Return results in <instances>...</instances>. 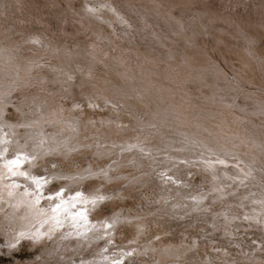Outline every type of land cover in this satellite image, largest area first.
Segmentation results:
<instances>
[{
	"label": "rangeland",
	"instance_id": "obj_1",
	"mask_svg": "<svg viewBox=\"0 0 264 264\" xmlns=\"http://www.w3.org/2000/svg\"><path fill=\"white\" fill-rule=\"evenodd\" d=\"M0 63L11 153L51 144L35 212L67 181L117 220L82 250L19 240L11 173L0 264H264V0H0Z\"/></svg>",
	"mask_w": 264,
	"mask_h": 264
},
{
	"label": "bare ground",
	"instance_id": "obj_2",
	"mask_svg": "<svg viewBox=\"0 0 264 264\" xmlns=\"http://www.w3.org/2000/svg\"><path fill=\"white\" fill-rule=\"evenodd\" d=\"M0 65H1V63H0ZM2 102H5V101L2 100ZM3 117H4V115H3ZM4 120H0V140H3L2 141V144H0V149L1 148L2 149L4 148L3 150H0V152H1L0 155H2V156H0V162L3 163V165H4L3 171L0 170V175H1L0 176V181L1 182H6V183L11 182V181H9V179H6V178H10V174L12 173L11 179L13 178L12 179L13 181L9 185L7 184L9 187H11L12 185L14 186V187L12 186L11 189L9 190V195L12 196V197L9 196L10 197L9 200L11 199V200H14L15 201L17 199H20V200L24 201L25 204H24V202H22L23 205H24V208L22 207L23 205L20 208L18 206V204H16L17 206H14L15 204H11V206H10L9 205L10 203H7L9 200H7V202H5L6 205H5L4 202H2V203H4V205H2L1 208L3 206H4L3 208H5L6 206H10L11 209L12 208H15V207L16 208L18 207L17 210L20 209V211H22V214L21 215L28 213L25 216H20V218H23V225L20 222L21 223V226H19L18 228H16L17 223H19V221H20V218L17 217L18 218V221H15L16 223L14 222V220H17L16 219V215L17 214L16 215L11 214V213H13V210L14 209L11 211L10 209H7L8 207L5 208L8 211L10 210L11 211V212L9 211L10 213L7 210H5L4 212L2 211L4 209L1 210L3 215L7 211L6 214L8 213V215L11 214L12 216L15 217L14 220L13 219H10L12 217L11 216L9 217L8 215L6 216V214L4 215L6 218L3 217V219L5 218L6 220H8L7 217H9L10 223H12L11 222V220H12L14 222L13 224L16 225V226H14L12 224H9V226L12 225L13 227L16 228L15 232H13L14 235H15L14 237L16 238V235H17V239H19V238H25V237H28L27 239H30L29 237H31L33 239L35 238L36 242H42V241L45 240L46 237H50L51 236L52 238L50 237V239L53 241V244H59L57 246L60 247V244L63 243L66 248L70 247L69 249L73 248L72 246H75V245L78 246L77 245L78 242H80V245H79L80 249H81V246H82V249H83L85 247V245L88 242H90L91 240H93L94 238H97L98 236H99L98 238H100V235H103V236L106 235V237H108V238H110L112 240H113V238H116V237H114L115 234H113L114 232H112L111 229L112 230L113 229L115 230V227L113 225V222H116L117 220L114 221V217L113 216L102 217V216H99L97 214V212H95L96 210L95 211H92V209H94V206L93 205L94 204H97L95 202L96 199L98 201V199H100L99 197L104 195V194H101L100 195V193H99L100 191H98L96 189L95 190L92 189V191L87 192V191L83 190L82 188L80 190H79V188L76 190L73 187L72 188H66L64 186H67L68 185V182L65 181V182H62L60 184V186H63L64 188L59 186V188L61 189V191H63L65 189L64 192L61 193L60 192V189H58V190H56V192L58 191L57 193H60L58 195L56 192H54L55 190L49 191L48 192V196L49 197H48V196H46L47 192H45L46 194L44 193V190L46 188H48V187L45 188V186H44L45 189H43L42 194L44 193L43 196H46L47 197V198L44 197V198H46L47 201L46 200H43V201H46L47 204H48V206L46 207L47 204L46 205L44 204L45 207L44 206H41V205H43L44 202L43 203L41 202L42 203L41 205H39V203H38L37 205L41 206L40 210L42 208H44V209H42L43 212H35V210H34V200L41 197V195L39 193L41 192V190L43 188V185H44V183H46V180L47 179L44 178V176L43 177L40 176L42 174L39 175L40 177H38V175L36 176V173L33 174L32 173V170H33L32 169V166H34L36 164L37 165L38 164L40 165V164H43L44 163L43 162V158H42L43 156H40V153L43 152L44 148L51 147V144H49L48 141H45V139H42L41 138L43 140V142H41L40 144L35 143L34 145H32L30 147L23 148V150L22 149L17 150L16 153L13 152L14 153V155H13L11 153L10 149L11 148H14V146L16 144H18V143H14V141H15L14 137H15L16 134L13 135V133H14L13 132V128L9 126L10 124L7 125L6 124V121H4ZM16 126H14V128H19V127H16ZM17 130L18 129H16V131ZM20 132L21 133H24V131H20ZM21 133H19L18 135H19V138L22 139V137H21L22 134ZM25 136H26L25 138H27L28 137V134H25ZM9 138H10V140H8ZM16 138H17V136H16ZM7 148H8V150H7ZM17 148H19V147H17ZM5 149L7 151H5ZM4 151H5V153H4ZM0 168L2 169V167H0ZM33 172H34V170H33ZM2 174H6L7 177L4 178V176ZM53 176H55V175H53ZM248 178H249V176H248ZM49 180H50V178H49ZM32 181L34 183H32ZM20 182H22V183L24 182L23 183L24 186H25L24 188H23V185H20L21 184ZM71 184H72V182H71ZM8 186H6L5 188H7ZM1 187H3V186L1 185ZM8 188L6 190H8ZM22 188H23V190H22ZM6 190H3L4 192L0 190L1 191L0 196L1 195L3 196L4 194H2V193H5ZM46 190H48V189H46ZM30 191L32 192L31 193L32 196L28 194V192H30ZM77 193H80V195L77 196ZM6 194L7 193H5V195ZM7 196L8 195H6V197ZM4 198H3V201L5 200ZM35 201L36 202H40L41 200L40 201L35 200ZM11 202H13V201H11ZM36 202H35V204H36ZM2 203H1V200H0V204H2ZM92 203H94V204H92ZM12 205H13V207H12ZM39 206L37 208H39ZM57 206H59V207L57 208ZM16 208H15V211H16ZM22 208H23V210H21ZM37 210H39V209H37ZM20 211H19V213H20ZM30 212H32V214H33V212L34 213H37V214L32 215V218H30L31 217L30 216ZM3 215H0V218ZM27 215H29L28 216L29 218L26 217ZM25 217H26V220H24ZM84 217H86V219H84ZM6 220H5V223H3V221L2 222L0 221L1 222V225L4 226V224H6V223L8 224L9 221L7 222ZM25 221H29V222H27L26 224H24ZM7 224H6V226H7ZM9 226H8V228H10V227L12 228V226H10V227ZM8 228H5L6 230L4 228H2V229H4L5 232H6V231H9L10 230V229L8 230ZM14 229H12L11 231H13ZM3 231H1L2 234H3ZM11 231H10L9 235H8V232H7V234L5 233L6 235L5 234L4 235H1V236H7V237H4V242L6 240L5 238L9 239L8 236L10 238H11V236H13V234H11L12 233ZM10 234H11V236H10ZM97 239H96V241H97ZM7 241H9L10 243H13V242L15 243V240L12 241L10 239V240H6L5 244L6 243L7 244L9 243ZM107 242H109V241H107ZM93 243L94 242H92V244ZM47 246H48V244H47ZM87 246H88V244L86 245V247ZM59 247H57V255L58 254L60 255V253L58 252V249H60ZM65 247L62 248L63 249L62 251H64ZM94 247H95V245H94ZM80 249L76 248V251L78 252V250H80ZM53 251L54 250H52V252ZM71 253L72 252L70 250V255H72L74 252L72 254ZM82 253L83 252H81V254ZM62 255H63V253H62ZM62 255H60V256H62ZM77 255H79V254L77 253ZM68 256H69V254H68ZM82 256H84V255L82 254ZM107 256H108V254L102 253L99 256L101 258L97 257L96 260H94V259L93 260H89V259L87 260V258L85 257V260H87V261H83L82 260L83 257H82L81 264H103V261L105 260V258H103V257H107ZM57 258H59V257L57 256ZM69 258H70V260L72 262L73 261V258L72 259H71V257H69ZM69 258H66V260H63V262H68V259ZM89 258H91V257H89ZM70 260H69V262H70ZM108 260L110 261V259H107V261ZM60 261H62V260H60ZM56 263H58V262H56ZM72 264H73V262H72ZM159 264H160V262H159Z\"/></svg>",
	"mask_w": 264,
	"mask_h": 264
},
{
	"label": "snow or ice",
	"instance_id": "obj_3",
	"mask_svg": "<svg viewBox=\"0 0 264 264\" xmlns=\"http://www.w3.org/2000/svg\"><path fill=\"white\" fill-rule=\"evenodd\" d=\"M58 195L60 194V193H57ZM80 195V193H77V196H79ZM101 199H103L102 197H101ZM59 206H57V208H58ZM84 219H86V217H84Z\"/></svg>",
	"mask_w": 264,
	"mask_h": 264
}]
</instances>
